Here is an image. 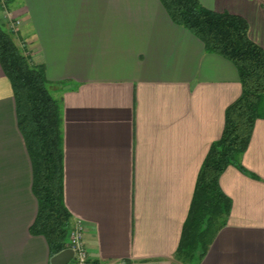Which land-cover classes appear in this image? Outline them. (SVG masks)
<instances>
[{"label":"crops","instance_id":"crops-1","mask_svg":"<svg viewBox=\"0 0 264 264\" xmlns=\"http://www.w3.org/2000/svg\"><path fill=\"white\" fill-rule=\"evenodd\" d=\"M243 18L264 52V0H198ZM6 9V7H5ZM14 36L62 99L63 197L86 228V264H182L175 253L225 109L241 93L225 58L159 0H19ZM0 23L10 22L0 9ZM71 87V88H70ZM219 185L231 209L198 264H264V119ZM32 169L0 66V264H50Z\"/></svg>","mask_w":264,"mask_h":264},{"label":"trees","instance_id":"trees-1","mask_svg":"<svg viewBox=\"0 0 264 264\" xmlns=\"http://www.w3.org/2000/svg\"><path fill=\"white\" fill-rule=\"evenodd\" d=\"M11 0H0V7ZM170 20L200 40L208 53L230 61L237 70L241 93L224 113L220 138L201 165L175 259L199 262L216 232L226 224L231 201L219 180L229 167L242 169L240 160L250 142L264 100V52L248 37L247 22L229 13H217L198 0H159ZM17 45L14 33L0 23V66L10 82L16 123L32 169V193L37 214L29 231L43 236L50 256L66 249L71 214L63 197L62 99H55L40 66H33Z\"/></svg>","mask_w":264,"mask_h":264},{"label":"built area","instance_id":"built-area-1","mask_svg":"<svg viewBox=\"0 0 264 264\" xmlns=\"http://www.w3.org/2000/svg\"><path fill=\"white\" fill-rule=\"evenodd\" d=\"M3 9L5 18L9 20L10 25L8 30L12 33L17 31V26L20 25V21L16 20L11 13L7 12L5 6L0 7ZM24 43L20 44L21 48H24ZM86 228L83 222L77 219L71 226L66 249H70L73 253L72 259L69 264H86L88 259V252L86 246Z\"/></svg>","mask_w":264,"mask_h":264},{"label":"rangeland","instance_id":"rangeland-1","mask_svg":"<svg viewBox=\"0 0 264 264\" xmlns=\"http://www.w3.org/2000/svg\"><path fill=\"white\" fill-rule=\"evenodd\" d=\"M18 2H19V0H11V1H8V3L6 4V10H7V8L9 9V10H12V9H14V7L18 4ZM8 12V11H7ZM29 28L27 27H22V25L20 26V25H18L17 26V31L14 33V36L16 37V36H18V32H21V34L22 33H24V32H26L27 30H28ZM71 88V87H70ZM49 90H50V94L55 98V99H60L61 97V93L58 91H55V90H53V88L52 87H50L49 88ZM260 114L262 115H264V100L262 101V105H261V108H260ZM192 264H198L199 262L197 261V259H194L192 262H191Z\"/></svg>","mask_w":264,"mask_h":264},{"label":"water","instance_id":"water-1","mask_svg":"<svg viewBox=\"0 0 264 264\" xmlns=\"http://www.w3.org/2000/svg\"><path fill=\"white\" fill-rule=\"evenodd\" d=\"M73 253L70 249H64L60 253L50 258V264H69Z\"/></svg>","mask_w":264,"mask_h":264}]
</instances>
